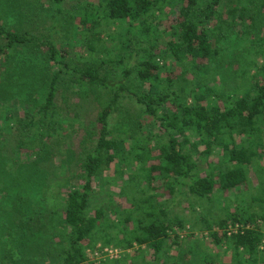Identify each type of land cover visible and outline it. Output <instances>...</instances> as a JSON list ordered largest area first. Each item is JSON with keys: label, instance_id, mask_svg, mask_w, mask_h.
Listing matches in <instances>:
<instances>
[{"label": "trees", "instance_id": "16d2710c", "mask_svg": "<svg viewBox=\"0 0 264 264\" xmlns=\"http://www.w3.org/2000/svg\"><path fill=\"white\" fill-rule=\"evenodd\" d=\"M54 2L56 14L63 16L65 0ZM23 5H17L12 14L15 23L6 21L11 19L8 13L5 19L0 15L4 19H0V169L13 171L5 162L11 155L32 173L54 152L52 141H60L68 130L61 94L67 79L83 100L89 91L101 93L103 99L95 128H88L85 122L78 124L95 141L79 147L82 154L75 157L78 179L65 197L45 198L43 210L38 212L15 203L0 211V264H45L50 259V264H86V241L92 245V239L101 238L104 245L111 243L113 234L106 231L104 211L93 212L92 199L98 171L116 160L129 164L134 161V151L137 153L136 142L133 151H128L126 137L114 138L118 127L110 128L109 118L127 98L135 99L155 124L159 132L153 136L165 138L163 143L157 142L155 151L138 155L142 162H151L145 167L149 185L161 180L173 195L183 192L207 199L216 190H236L247 183L249 166L259 156L254 140L264 125V65L260 68L263 77L254 78L239 93L222 92L207 75L212 71L210 63L224 55L219 53L221 42L233 27L246 37L252 35L251 29L263 27L264 0H87L75 4V14L70 16L75 20V52L72 47L65 50L57 45L43 31L28 29L31 16ZM167 7L172 19L162 27L157 19ZM247 18L251 23L246 25ZM105 24L106 28L117 26L112 46L105 45ZM256 41L255 47L235 51L222 65L237 64L245 75L256 61L251 56L264 58V38ZM81 47L84 51L78 50ZM25 49L41 53L50 68L37 75L42 90L38 94L35 83L26 88L10 83V66L18 58L26 59ZM19 99L27 103L24 111L17 106ZM240 137L242 143H237ZM201 145V156L208 158L217 149L224 152L228 166L218 174H202L192 154ZM7 192L0 193V198L7 199ZM53 204L57 206L45 210ZM135 204L132 208L143 206L139 201ZM144 211L140 218L138 213L128 214L126 220L136 222L137 228L119 231L117 235L124 234L118 236L117 245L126 249L135 243L148 245L153 257L146 264H164L169 233L175 225L183 226V220L168 218L167 206ZM260 219L264 215L240 212L220 218L208 226L211 241L214 246L229 248L231 264H264Z\"/></svg>", "mask_w": 264, "mask_h": 264}, {"label": "rangeland", "instance_id": "374dc122", "mask_svg": "<svg viewBox=\"0 0 264 264\" xmlns=\"http://www.w3.org/2000/svg\"><path fill=\"white\" fill-rule=\"evenodd\" d=\"M85 1L87 0H65L64 15L59 16L56 14L54 0H0V15L4 19L8 14L11 15V19H6V21L15 23L16 19L13 18L12 14L17 5L24 4L23 9L26 15L31 16L26 22L28 29L38 33L43 31L50 35L57 45H61L65 50L72 47L73 52H75V20L71 19L70 16L75 14V4ZM165 11L167 14H160L157 19L161 22L160 26L162 27L168 26L172 19L170 8L167 7ZM249 23H251V19L247 18L245 24ZM233 29L228 38L221 42L222 45L220 44L219 53H224V55L221 59L218 58L216 62L210 63L209 66H211L212 71L207 75V79L212 80V85L218 86L224 93L233 91L239 93L240 90H244L245 84L247 85L256 77H263L260 68L264 65V58L261 57L256 59L255 56H251L256 61L251 68H247L248 72L245 75H243L244 69H239L237 64L229 67L222 65V60L226 61L229 57H233L235 51L239 53L244 49L248 50V48L255 47L256 39L264 38V25L251 29L252 35L249 37L241 36L238 27H233ZM106 30L105 45L112 46V36L117 30V26L111 24ZM78 50L84 51V48L81 47ZM24 53L27 55L26 59L18 58L10 66V73L12 74L10 83L15 88H26L35 83L37 94L38 92L41 93L37 75L50 72V68L45 66L44 57L41 53L38 54L32 49H25ZM66 83L61 94L66 103L62 111L64 117H67L64 123L68 130L60 141H52L54 152L49 154L47 159L42 160L43 163L39 165L40 170L27 173L25 163L14 160L16 156L11 157L9 154L10 159L5 162L9 163L13 171L3 170L4 167L0 169L3 170L0 171V193L3 195L4 192L8 191L7 199L0 198V211L15 203L18 206L28 208V211L38 212L41 210L45 198L51 197L53 200L58 197L63 198L71 185L76 183L78 172L75 169V157L82 154L80 153L82 149L79 147L84 145V142L90 146L95 141L94 138L93 140H91L92 138L88 139V136L83 134L84 131L80 129L81 127L78 128V124L85 122V126L88 128H95L94 119L100 110L103 97L101 93L96 94L89 91L87 100H83L80 94L75 92V84L71 83L69 79ZM223 103L224 101L219 102L220 105ZM26 104L21 99L17 101L20 111H24L23 108L26 109ZM68 111L74 114L71 116L72 118H70ZM75 115H78L77 119H75ZM109 120L111 129L118 127V132L116 130L114 138L121 135L126 137L125 147L128 151H133L134 142L139 147L137 153L132 152L133 162L129 164L123 162L125 163L123 165L122 162L116 160L105 165L97 173L92 211L98 209L104 211L106 231L113 235H111V243L108 245H104L101 238L92 239V245L86 241L85 244L88 248L85 263L146 264L153 257L151 247L137 243L128 249L119 247L117 245L118 236L121 238L124 233H120V235L117 233L119 231L130 232L137 228L136 222L126 220L129 217L128 214L138 213L137 217L140 218L145 216L144 208L167 206L168 218L183 220V226L175 225L170 231L166 252L162 258L164 264H231L229 248L225 245L222 247L213 245L211 230L208 229V226L220 218H226L236 212L245 214V216L253 213L264 215V125L260 136L254 140L256 144L254 148L259 152V156L249 166L247 183L236 190L227 192L216 190L210 198L206 199L185 195L183 192L173 195L168 192L165 186H162L161 180L154 181L151 185L147 183L148 177L145 167L151 162H142L138 155L141 157L148 151H155L158 148L157 142L163 143L165 138L153 136V132L158 134L159 131L155 124L152 125L151 119L142 113V107L135 99H125L123 106ZM84 130L87 133L88 130ZM127 130L128 132H126ZM125 132L131 133L133 137L129 138ZM145 139H148V142ZM241 140L243 138H238L237 143H242ZM6 141L8 142L9 138ZM190 147L189 144V149ZM203 149L204 147L201 145L199 150L192 151L193 158L199 162L202 174L211 172L218 174L228 166L224 161V152L216 149L207 158L199 154V151ZM28 162L35 163L33 161ZM132 176L134 181L131 180ZM143 189L145 193H142ZM19 198L21 199L19 200ZM138 201L143 206L132 208L136 206L135 203ZM56 206L57 204L49 205L45 207V210ZM132 210H134L133 213ZM4 217L6 218V215ZM0 219L1 238L3 220ZM117 224L120 230L116 226ZM260 226L264 233V219H260ZM176 242L178 244H175ZM50 262H52L51 259L45 264H50Z\"/></svg>", "mask_w": 264, "mask_h": 264}]
</instances>
